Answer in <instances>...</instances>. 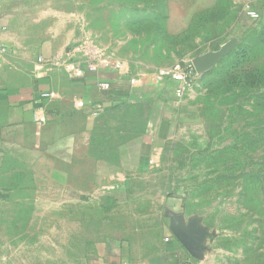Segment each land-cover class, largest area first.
Here are the masks:
<instances>
[{
    "label": "rangeland",
    "instance_id": "obj_1",
    "mask_svg": "<svg viewBox=\"0 0 264 264\" xmlns=\"http://www.w3.org/2000/svg\"><path fill=\"white\" fill-rule=\"evenodd\" d=\"M193 2L3 0L26 17L31 54L48 44L47 62L93 61L98 72L119 59L150 79L236 44L181 98L152 96L133 113L150 114L152 131L159 121L152 151H127L128 167L106 176L121 151H102V180L84 198L65 191L62 173L45 164H2L0 264H90L115 242H128L138 261L164 243L161 232L178 216L198 232L184 264H264V0H206L209 8L189 15ZM113 175L123 181L107 187Z\"/></svg>",
    "mask_w": 264,
    "mask_h": 264
},
{
    "label": "crops",
    "instance_id": "obj_2",
    "mask_svg": "<svg viewBox=\"0 0 264 264\" xmlns=\"http://www.w3.org/2000/svg\"><path fill=\"white\" fill-rule=\"evenodd\" d=\"M207 8L206 0H194L188 14ZM25 21L16 7L1 4L0 46L6 52L0 55V166L21 161V157L28 164H45L48 171L61 172L65 191L81 199L88 189L98 186L95 181L102 180V151H121V156L115 154L118 157L110 163L114 166L105 176L124 165L128 167L127 151H152L159 121L152 131L150 114L132 115L146 108L148 98L174 94L173 83H157L153 77L142 79L141 87L131 88L115 75L112 66L108 72L70 77L48 64V44L42 45L38 54L27 50L29 38L21 31ZM40 57L42 62L37 63ZM99 80L109 81L110 89L98 90ZM48 90L54 91L57 98L45 104L47 122L36 125L32 121L35 100ZM122 181V177L113 175L105 183L113 188ZM175 220L173 226L161 232L164 243H159L148 258L133 261L129 255L131 245L115 242L101 246L90 264H184V257L190 254L184 239L191 237L194 241L196 225H184L181 216Z\"/></svg>",
    "mask_w": 264,
    "mask_h": 264
},
{
    "label": "built area",
    "instance_id": "obj_3",
    "mask_svg": "<svg viewBox=\"0 0 264 264\" xmlns=\"http://www.w3.org/2000/svg\"><path fill=\"white\" fill-rule=\"evenodd\" d=\"M3 0H0V7ZM245 16L255 22L258 19L257 12L250 6H246L244 9ZM5 48L0 46V55H4ZM39 62H42L41 58H38ZM52 67L62 69L73 78H83L87 73H98V65L95 62L80 63L71 59H55L49 62ZM112 69L115 75L119 78L125 79L131 88H139L142 85V77L132 71L131 67L125 60H114L112 62ZM196 72L192 63L189 62H177L172 66L158 70L154 74V80L157 83L172 82L173 93L176 98H181L184 93L192 85V82L196 76ZM111 84L107 80H99L97 82V88L100 91H108ZM57 98V94L54 91L48 90L38 94L35 100L36 106L33 111L32 121L36 125H44L47 122L46 115V102L52 101ZM75 106L78 104L75 102ZM158 162V156L152 153L149 156L148 164L150 166L156 165Z\"/></svg>",
    "mask_w": 264,
    "mask_h": 264
},
{
    "label": "water",
    "instance_id": "obj_4",
    "mask_svg": "<svg viewBox=\"0 0 264 264\" xmlns=\"http://www.w3.org/2000/svg\"><path fill=\"white\" fill-rule=\"evenodd\" d=\"M236 40H232L223 44L217 51H210L204 53L200 56H196L191 60L193 68L197 74H204L215 67L221 59L227 55V53L234 47ZM194 235H198L195 231ZM186 243V248L189 253L193 254L196 250L195 241H192L191 237H186L184 239Z\"/></svg>",
    "mask_w": 264,
    "mask_h": 264
}]
</instances>
